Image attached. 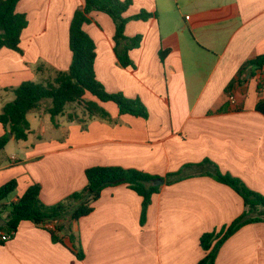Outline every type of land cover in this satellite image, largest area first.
Listing matches in <instances>:
<instances>
[{
  "label": "crops",
  "instance_id": "obj_1",
  "mask_svg": "<svg viewBox=\"0 0 264 264\" xmlns=\"http://www.w3.org/2000/svg\"><path fill=\"white\" fill-rule=\"evenodd\" d=\"M130 2L124 17L150 14L124 25L125 37L140 36L138 47L128 52L133 67L118 65L114 25L106 14L91 12L82 29L94 43L96 79L107 92L138 97L147 118L119 115L113 103L86 96L111 122H68L73 106H67L53 125L45 111L49 102H44L26 119L32 115L41 121L47 114L51 132L42 136L29 129L26 140L10 137L7 143L13 141L14 147L0 151V185L11 179L17 184L3 204L16 201L31 184L39 186L43 204L57 203L85 186L89 167L118 166L164 177L205 159L264 196V115L256 110L264 102L258 85L264 67L238 76L247 60L264 54V0ZM82 4H16L27 26L20 35L21 53L0 49V89L42 81L68 68V28ZM160 50L168 51L162 62ZM40 65L42 70H36ZM230 88L238 101L235 110L226 101ZM12 98L0 91V110ZM73 110L81 117L79 108ZM140 202L125 185L104 189L92 212L71 225L82 259L74 256L67 238L62 246L52 242L46 229L21 221L0 242V264H196L203 256L200 235L220 230L244 210L231 188L205 175L161 184L142 225ZM258 214L264 211L249 212ZM214 264H264V221L240 227L222 244Z\"/></svg>",
  "mask_w": 264,
  "mask_h": 264
},
{
  "label": "trees",
  "instance_id": "obj_2",
  "mask_svg": "<svg viewBox=\"0 0 264 264\" xmlns=\"http://www.w3.org/2000/svg\"><path fill=\"white\" fill-rule=\"evenodd\" d=\"M19 1L0 0V49L21 53L18 45L20 35L27 26V20L24 14L15 11ZM130 3V0H83L82 6L73 12L68 28V48L71 53L68 68L65 71L54 70L42 81H24L16 87L0 89L13 95V98L0 110V124L4 129V133L0 136V151L10 137L15 141L26 140L29 131L26 115L37 110L46 101L49 105L45 111L53 125H55V117L63 115L67 106H73V109L79 108L82 114L79 117L72 109V112L67 114L68 122L84 123L92 119L111 122L108 113L96 101L86 99V96H91L100 103H113L119 115L147 118L148 111L138 97L127 98L121 92H107L96 79L94 43L82 29V25L90 21L91 12L106 14L114 25V52L118 65L133 67L128 52L138 47L140 36L125 37L124 25L128 20H146L150 14L140 11L134 16L124 17L123 13ZM167 52V50L159 51L161 62ZM262 67H264V54L247 60L240 68L238 76L243 73L251 76ZM35 69L42 70V66H37ZM256 110L264 115V102H259ZM8 134L11 136L8 137ZM194 175L209 176L216 182L228 186L242 199L244 207L243 212L227 226L200 235L198 245L203 256L196 264H214L222 244L240 227L264 221L262 214L249 215L250 210L264 211V196L246 187L240 179L221 173L217 166L207 159L196 164H186L178 171L168 173L164 177L118 166L89 167L84 171L85 186L51 205L40 201L37 184L29 185L16 201L3 204V200L16 189V181L11 179L0 185V220L5 221L4 225L0 226V231L5 233L15 231L21 221H28L36 227L46 229L54 243L63 246V239L67 238L74 256L82 259L83 254L71 232V225L92 212V203L104 189L125 185L136 193L141 199L139 223L142 225L151 197L160 189V185H153L155 179H161L162 184L169 185Z\"/></svg>",
  "mask_w": 264,
  "mask_h": 264
},
{
  "label": "rangeland",
  "instance_id": "obj_3",
  "mask_svg": "<svg viewBox=\"0 0 264 264\" xmlns=\"http://www.w3.org/2000/svg\"><path fill=\"white\" fill-rule=\"evenodd\" d=\"M31 116L32 115H29L28 118L26 119L28 126H29V129L32 131H36L37 133H39L42 136H47L52 130V127H51V124L49 122L47 114L45 115V117L42 116L41 121H34ZM14 144L15 143H13V141L10 143H7L6 146L4 147L5 150H10V148L14 147ZM12 196L13 195L11 193L10 195L7 196L6 199L3 200V202L10 200Z\"/></svg>",
  "mask_w": 264,
  "mask_h": 264
},
{
  "label": "built area",
  "instance_id": "obj_4",
  "mask_svg": "<svg viewBox=\"0 0 264 264\" xmlns=\"http://www.w3.org/2000/svg\"><path fill=\"white\" fill-rule=\"evenodd\" d=\"M259 89L264 91V74L259 80ZM226 101L229 109L235 110L238 106L237 98L235 97L234 91L230 88L226 91ZM10 234L0 231V242H4L9 238Z\"/></svg>",
  "mask_w": 264,
  "mask_h": 264
},
{
  "label": "water",
  "instance_id": "obj_5",
  "mask_svg": "<svg viewBox=\"0 0 264 264\" xmlns=\"http://www.w3.org/2000/svg\"><path fill=\"white\" fill-rule=\"evenodd\" d=\"M11 135L8 134V137H10ZM162 184V180L161 179H155L153 182L154 186H158ZM5 221L4 220H0V226L4 225Z\"/></svg>",
  "mask_w": 264,
  "mask_h": 264
}]
</instances>
